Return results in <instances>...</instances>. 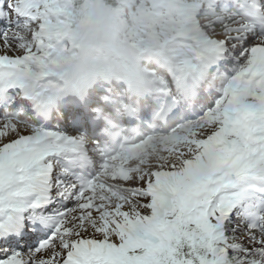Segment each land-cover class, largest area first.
<instances>
[{
	"label": "snow or ice",
	"instance_id": "obj_1",
	"mask_svg": "<svg viewBox=\"0 0 264 264\" xmlns=\"http://www.w3.org/2000/svg\"><path fill=\"white\" fill-rule=\"evenodd\" d=\"M36 11L0 0V264H264V21L210 55L193 106L100 147L79 113L24 106Z\"/></svg>",
	"mask_w": 264,
	"mask_h": 264
},
{
	"label": "bare ground",
	"instance_id": "obj_2",
	"mask_svg": "<svg viewBox=\"0 0 264 264\" xmlns=\"http://www.w3.org/2000/svg\"><path fill=\"white\" fill-rule=\"evenodd\" d=\"M156 1H159L160 4L164 5L159 8L162 15L172 16L173 22L171 19L164 18L162 23L170 29L171 34L178 37L177 42L169 41L162 44L161 50L169 57H182L185 60H191L195 55H200L201 49L195 46V37L198 32L205 31V33L211 36H217L218 34L227 32V30L217 32L216 29L212 28L213 26H221L226 22L223 18L222 10L216 8L214 4L210 3L212 0H181L187 1L192 5L189 9H181L175 6L173 2L176 0ZM198 1H204V3L209 6L208 9L198 11L196 9ZM96 4L99 5L98 2H96ZM96 11L97 8L95 6L94 15L91 16L88 21L86 20L87 27L94 25L98 21ZM180 15H183V17H179ZM84 36H87L88 38L92 37V32L85 30ZM68 43L74 45L76 42L71 40L68 41ZM145 46L155 47L156 45L154 41L149 40L143 46L144 49H146ZM114 57H117V55H114ZM47 75L51 76L50 73H47ZM79 92H85V96H87L88 93L84 90H79ZM67 93L73 96H76L77 94L76 89H70Z\"/></svg>",
	"mask_w": 264,
	"mask_h": 264
},
{
	"label": "rangeland",
	"instance_id": "obj_3",
	"mask_svg": "<svg viewBox=\"0 0 264 264\" xmlns=\"http://www.w3.org/2000/svg\"><path fill=\"white\" fill-rule=\"evenodd\" d=\"M92 3V2H91ZM145 3V5H147V1H145L144 2ZM88 3H86V1H84V4H83V7H82V11H84V9H85V7H86V5H87ZM99 4H101V3H99ZM88 10V9H87ZM87 12V11H86ZM94 14H89L88 16H86L85 17V20H87L88 21V19L91 17V16H93ZM155 19H157V18H155ZM122 33V32H121ZM120 33V34H121ZM154 33V32H153ZM119 34V35H120ZM118 35V36H119ZM132 36L133 37H142L141 35H138V34H136L135 32H133L132 31ZM125 39V38H124ZM126 40V39H125ZM128 42V41H127ZM143 43V42H142ZM128 48H129V54H130V56L132 57V58H134V59H137L139 56H141V49H140V47H139V44H137V43H135V44H131V43H129L128 42ZM126 52V51H125ZM126 54H127V52H126ZM128 55V54H127Z\"/></svg>",
	"mask_w": 264,
	"mask_h": 264
}]
</instances>
